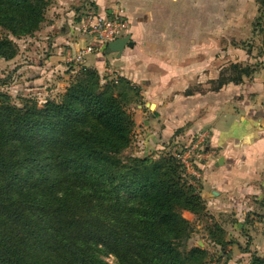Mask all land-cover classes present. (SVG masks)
Returning a JSON list of instances; mask_svg holds the SVG:
<instances>
[{"label": "trees", "instance_id": "obj_1", "mask_svg": "<svg viewBox=\"0 0 264 264\" xmlns=\"http://www.w3.org/2000/svg\"><path fill=\"white\" fill-rule=\"evenodd\" d=\"M255 1L262 29L264 0ZM49 3L0 0V59L15 57V40L39 29ZM249 74L230 63L211 88ZM138 97L125 77L88 66L41 104L0 90V264L207 263L205 249L182 246L192 232L182 211L202 215L205 201L177 160L125 153ZM108 253L113 263L102 258ZM249 264L264 256L251 254Z\"/></svg>", "mask_w": 264, "mask_h": 264}, {"label": "crops", "instance_id": "obj_2", "mask_svg": "<svg viewBox=\"0 0 264 264\" xmlns=\"http://www.w3.org/2000/svg\"><path fill=\"white\" fill-rule=\"evenodd\" d=\"M52 2L47 13L51 15L49 31L41 43L46 52L48 47L54 49L50 50L54 68L66 62L67 49L74 50L84 43L76 25L85 11L108 14L121 8L126 15L129 29L125 35L130 36L133 45L125 46L120 53L108 48L91 53L86 57V66L109 79L125 77L138 87V101L131 108L134 155L161 150L175 138L207 130L208 150L217 149L218 155L211 158L208 151L202 165L203 178L211 170L214 173L209 180L231 176L242 167L249 170L245 176L264 169V74H256L246 85L229 82L217 90L187 91L194 83L204 85L217 79L222 49L228 55L235 50L231 41L222 45V38L228 40L229 35H235L229 27L222 34L221 27L222 6L226 8L224 2L230 0ZM55 34L54 39L49 36Z\"/></svg>", "mask_w": 264, "mask_h": 264}, {"label": "rangeland", "instance_id": "obj_3", "mask_svg": "<svg viewBox=\"0 0 264 264\" xmlns=\"http://www.w3.org/2000/svg\"><path fill=\"white\" fill-rule=\"evenodd\" d=\"M52 1L54 0H50L48 9ZM224 3L226 8L222 6V34L229 27L235 35H229L228 40L223 35L222 45L231 41L235 50L228 55L222 49L219 73L233 62L248 65L252 74L243 75L241 83L237 84L246 85L256 74H264V27L254 28L259 8L255 0H246L244 3L242 0H230ZM48 9L37 31L15 40L18 46L15 57L10 60L0 59V90L6 92L12 102L19 103L27 97L35 98L39 104L44 103L45 98H53L61 93L76 72L67 62L60 68H54L50 60L54 49L48 47L46 52V46L41 43L42 37L49 31L47 23L50 24L51 15L47 14ZM56 35L49 36L54 39ZM213 85L212 81L204 85L194 83L187 91L207 90ZM133 105L134 103L130 104V110ZM186 138H175L161 150L140 153L138 157L148 156L154 159L161 155V151L170 153L169 148L173 142H182ZM209 138L205 141L206 150L211 152L209 157L214 158L218 155V150H208ZM131 148L132 146L126 149L125 153L134 155ZM213 173L211 170L208 176ZM246 173L249 170L242 167L231 176L225 174L214 180H209L207 175L205 179L203 175L198 190L205 201L204 213L196 215L182 211L192 227V232L183 240L182 246L205 249L208 253L206 264H249L251 254L264 256V169L255 171L254 175L245 176ZM204 192L207 194H203ZM218 240L229 243L222 247ZM102 258L110 263L114 262V256L110 253L103 254Z\"/></svg>", "mask_w": 264, "mask_h": 264}, {"label": "built area", "instance_id": "obj_4", "mask_svg": "<svg viewBox=\"0 0 264 264\" xmlns=\"http://www.w3.org/2000/svg\"><path fill=\"white\" fill-rule=\"evenodd\" d=\"M128 29L129 21L121 8L108 14L85 11L76 25L77 35L84 43L74 50H66V62L73 66L74 71L85 67L89 54L101 53L110 41L124 36ZM208 137L207 131L200 130L182 142H173L169 148L170 154L181 166L182 176L196 189L202 180L203 161L208 157L205 145Z\"/></svg>", "mask_w": 264, "mask_h": 264}, {"label": "water", "instance_id": "obj_5", "mask_svg": "<svg viewBox=\"0 0 264 264\" xmlns=\"http://www.w3.org/2000/svg\"><path fill=\"white\" fill-rule=\"evenodd\" d=\"M133 43L130 41L129 35H124L122 37H119L113 41H110L107 44V48L112 52L120 53L125 46H132ZM221 163L223 162L222 159L219 160Z\"/></svg>", "mask_w": 264, "mask_h": 264}]
</instances>
